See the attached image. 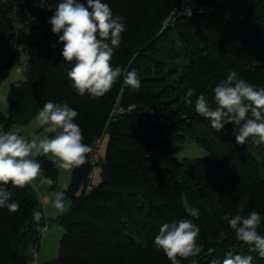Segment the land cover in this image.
I'll return each mask as SVG.
<instances>
[{"label":"trees","instance_id":"16d2710c","mask_svg":"<svg viewBox=\"0 0 264 264\" xmlns=\"http://www.w3.org/2000/svg\"><path fill=\"white\" fill-rule=\"evenodd\" d=\"M60 2L0 0V82L22 54L28 72L6 93L0 130L27 123L49 100L66 102L78 112L74 122L83 142L92 147L101 139L100 180L88 184L89 153L87 162L71 171L65 191L71 205L51 220L62 227L58 251L43 263L36 252L41 228H48L50 220H33V210H43L36 189L8 185L21 207L15 213L0 208V264H29L33 246L41 264H170L154 237L163 223L192 218L191 207L199 209L200 218L192 219L201 229L197 243L203 251L181 264L222 261L229 250L264 264L222 219L257 211L262 217L258 232L264 236V144H237L235 125L216 132L210 120L195 113L194 103H183L189 87L195 89L193 102L200 94L211 102L212 89L230 70L257 89L264 87V0H102L114 17H125L111 64L135 69L141 87L131 90L121 76L99 99L79 96L67 77L73 64L64 61L63 44L48 22ZM21 19L41 37L17 40ZM171 138L193 140L208 156L178 159ZM36 159L42 176L55 186L53 161Z\"/></svg>","mask_w":264,"mask_h":264},{"label":"clouds","instance_id":"9594fccd","mask_svg":"<svg viewBox=\"0 0 264 264\" xmlns=\"http://www.w3.org/2000/svg\"><path fill=\"white\" fill-rule=\"evenodd\" d=\"M186 14L190 16L191 11L186 10ZM124 20L121 15L114 17L110 6L102 0H86V3L61 0L56 5L48 22L63 44L61 55L64 61L73 64L67 77L79 96L87 94L92 99H99L112 89L121 76L124 86L131 90L141 87L135 69L128 71L111 64L114 50L119 48L125 31ZM212 92L211 102L204 94L196 96L193 102L195 89L189 87L183 96V103L187 106L194 103L195 113L210 120L211 128L216 132L222 131L225 125H235L233 131L237 144H264V87L257 89L239 78L236 71L230 70L226 79L216 84ZM77 116L78 112L68 103L49 100L36 115V122L45 135L27 139L14 131L0 130V208L15 213L21 207L12 198L13 192L8 185L36 189L34 181L42 178L43 173L36 157H50L59 169L67 172L87 162V154L93 149L83 142L82 129L74 122ZM42 182L49 187L54 183L47 177H43ZM64 188V191L55 193L52 201L58 213L66 210L67 185ZM187 212L195 220L200 218L199 209L195 207L188 208ZM32 217L39 223L46 219L47 209H34ZM192 218L163 223L154 237V246L163 252L170 264H181L189 257H199L203 251V246L197 243L201 229ZM222 219L234 231L238 241L248 245L250 252L264 258V236L258 232L262 225L259 212L252 211L246 217L225 214ZM190 264H198V260L193 259ZM211 264H253V256L234 254L229 250L222 261L213 259Z\"/></svg>","mask_w":264,"mask_h":264},{"label":"rangeland","instance_id":"374dc122","mask_svg":"<svg viewBox=\"0 0 264 264\" xmlns=\"http://www.w3.org/2000/svg\"><path fill=\"white\" fill-rule=\"evenodd\" d=\"M16 28L19 30L16 32L17 40L21 39V41L27 40H36L41 37L42 33L39 30L29 31L28 21L20 20L16 24ZM27 68H26V56L22 54L20 57V61L13 65L9 71L8 76L0 82V112L5 113L7 110L6 104V93L11 86L12 83H17L21 80H24L27 77ZM37 115V114H36ZM36 115L32 117L27 123L19 124L13 123L9 127L8 131H14L23 137L30 139L35 137H40L45 135L43 129L39 127L36 122ZM51 135V134H49ZM105 139V136H104ZM171 145L173 149V154L176 158L182 159L186 158L188 161L192 162L197 157H206L208 156V152L202 146L197 144L193 140H185L183 142L176 141L171 138ZM102 151L104 148L102 141ZM51 159L50 157H48ZM52 160V159H51ZM54 166L57 168V179L55 186L49 187L48 185L42 182V178L34 181L36 184V194L42 205L43 210L47 209V217L49 218V226L42 233L39 239V249L36 252L37 259L41 261L43 254L45 256H55L58 251V242L62 233V227L51 221L53 218L58 216V213L52 204L54 200L55 193L57 191H62L65 185H68L70 182L71 172H67L65 170L59 169L56 164ZM90 179V178H89ZM100 180L99 168L96 166L93 170V177L88 182L89 185L96 184ZM65 205L67 211L71 205V200L68 196H65ZM64 211V212H65Z\"/></svg>","mask_w":264,"mask_h":264},{"label":"built area","instance_id":"2783aa9c","mask_svg":"<svg viewBox=\"0 0 264 264\" xmlns=\"http://www.w3.org/2000/svg\"><path fill=\"white\" fill-rule=\"evenodd\" d=\"M100 142L101 139L98 137L94 140L93 144H92V152L89 154V162L92 165V169L89 171L88 173V177L91 179L93 177V169L94 167L97 165L99 159H100V151H99V146H100ZM47 229V226L44 225L41 228V232L45 231ZM35 252H36V247L33 246L31 248V255H30V259H29V264H41L40 262H38V260L36 259L35 256Z\"/></svg>","mask_w":264,"mask_h":264},{"label":"crops","instance_id":"0c3cea01","mask_svg":"<svg viewBox=\"0 0 264 264\" xmlns=\"http://www.w3.org/2000/svg\"><path fill=\"white\" fill-rule=\"evenodd\" d=\"M39 249V244H38V248L37 250ZM54 256H45V254H43L42 258H41V263L45 262V261H48L50 260L51 258H53Z\"/></svg>","mask_w":264,"mask_h":264},{"label":"water","instance_id":"95a60500","mask_svg":"<svg viewBox=\"0 0 264 264\" xmlns=\"http://www.w3.org/2000/svg\"><path fill=\"white\" fill-rule=\"evenodd\" d=\"M171 20V15H168L164 20H163V25L166 26Z\"/></svg>","mask_w":264,"mask_h":264}]
</instances>
